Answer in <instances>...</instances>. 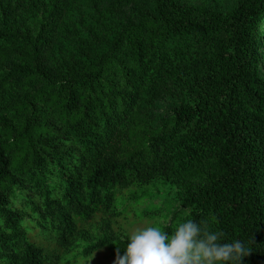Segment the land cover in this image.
<instances>
[{
    "label": "trees",
    "instance_id": "1",
    "mask_svg": "<svg viewBox=\"0 0 264 264\" xmlns=\"http://www.w3.org/2000/svg\"><path fill=\"white\" fill-rule=\"evenodd\" d=\"M157 190L264 264V0H0V264L114 260Z\"/></svg>",
    "mask_w": 264,
    "mask_h": 264
},
{
    "label": "clouds",
    "instance_id": "2",
    "mask_svg": "<svg viewBox=\"0 0 264 264\" xmlns=\"http://www.w3.org/2000/svg\"><path fill=\"white\" fill-rule=\"evenodd\" d=\"M224 237L205 220L185 219L171 234L148 221L126 237L123 254L116 249L113 264H242L250 242Z\"/></svg>",
    "mask_w": 264,
    "mask_h": 264
},
{
    "label": "rangeland",
    "instance_id": "3",
    "mask_svg": "<svg viewBox=\"0 0 264 264\" xmlns=\"http://www.w3.org/2000/svg\"><path fill=\"white\" fill-rule=\"evenodd\" d=\"M189 1H202V0H189ZM225 2L232 3L237 0H224ZM160 192L155 191L150 196L143 198L141 201L134 202V205L139 204L140 207L136 213H130L126 219H123L119 225V234L122 238L127 237L134 230L146 225L148 221H159V226L162 231H166L169 224L173 223L176 219L185 217L188 212L183 210L180 201L168 202L167 206L162 207L160 198L156 194ZM159 212V216L151 215L152 212ZM83 249L80 250V253ZM111 252L103 251L97 256H92L85 259L84 257L78 258L76 264H113V259L110 257Z\"/></svg>",
    "mask_w": 264,
    "mask_h": 264
}]
</instances>
